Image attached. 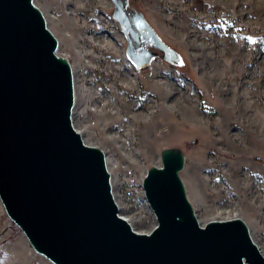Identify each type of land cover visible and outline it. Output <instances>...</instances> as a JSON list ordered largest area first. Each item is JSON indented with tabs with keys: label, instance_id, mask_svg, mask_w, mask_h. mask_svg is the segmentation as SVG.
Returning <instances> with one entry per match:
<instances>
[{
	"label": "rangeland",
	"instance_id": "1",
	"mask_svg": "<svg viewBox=\"0 0 264 264\" xmlns=\"http://www.w3.org/2000/svg\"><path fill=\"white\" fill-rule=\"evenodd\" d=\"M129 0L177 64L143 69L126 55L111 0H33L73 76V128L100 149L111 192L133 231L156 225L142 189L160 152L179 173L200 226L241 219L264 257V0ZM0 264H52L0 201Z\"/></svg>",
	"mask_w": 264,
	"mask_h": 264
},
{
	"label": "water",
	"instance_id": "2",
	"mask_svg": "<svg viewBox=\"0 0 264 264\" xmlns=\"http://www.w3.org/2000/svg\"><path fill=\"white\" fill-rule=\"evenodd\" d=\"M111 17L139 69L161 51L178 56L129 0ZM33 0H0V201L8 218L52 264H264L241 219L200 226L179 173L178 149L142 181L156 225L140 234L119 215L103 152L83 143L71 122L69 62Z\"/></svg>",
	"mask_w": 264,
	"mask_h": 264
},
{
	"label": "flooded vegetation",
	"instance_id": "3",
	"mask_svg": "<svg viewBox=\"0 0 264 264\" xmlns=\"http://www.w3.org/2000/svg\"><path fill=\"white\" fill-rule=\"evenodd\" d=\"M150 47H151V51L156 52L158 54V56L155 59L161 58V56L163 55V53L161 51H159L158 49H156L153 44H150Z\"/></svg>",
	"mask_w": 264,
	"mask_h": 264
},
{
	"label": "trees",
	"instance_id": "4",
	"mask_svg": "<svg viewBox=\"0 0 264 264\" xmlns=\"http://www.w3.org/2000/svg\"><path fill=\"white\" fill-rule=\"evenodd\" d=\"M195 2L200 3V1H198V0H195Z\"/></svg>",
	"mask_w": 264,
	"mask_h": 264
},
{
	"label": "bare ground",
	"instance_id": "5",
	"mask_svg": "<svg viewBox=\"0 0 264 264\" xmlns=\"http://www.w3.org/2000/svg\"><path fill=\"white\" fill-rule=\"evenodd\" d=\"M124 220H126L124 217H122ZM127 221V220H126Z\"/></svg>",
	"mask_w": 264,
	"mask_h": 264
}]
</instances>
